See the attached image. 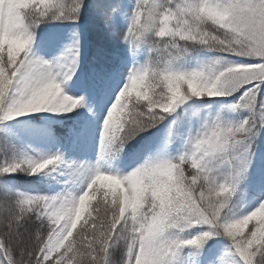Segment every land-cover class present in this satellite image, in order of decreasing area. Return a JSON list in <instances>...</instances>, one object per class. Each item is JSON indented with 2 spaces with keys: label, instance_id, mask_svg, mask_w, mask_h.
I'll list each match as a JSON object with an SVG mask.
<instances>
[{
  "label": "snow or ice",
  "instance_id": "1",
  "mask_svg": "<svg viewBox=\"0 0 264 264\" xmlns=\"http://www.w3.org/2000/svg\"><path fill=\"white\" fill-rule=\"evenodd\" d=\"M0 264H264V0H0Z\"/></svg>",
  "mask_w": 264,
  "mask_h": 264
},
{
  "label": "rangeland",
  "instance_id": "2",
  "mask_svg": "<svg viewBox=\"0 0 264 264\" xmlns=\"http://www.w3.org/2000/svg\"><path fill=\"white\" fill-rule=\"evenodd\" d=\"M95 203V202H94ZM77 231H79V226H78V228H77Z\"/></svg>",
  "mask_w": 264,
  "mask_h": 264
}]
</instances>
